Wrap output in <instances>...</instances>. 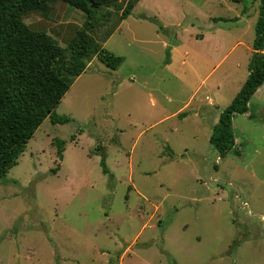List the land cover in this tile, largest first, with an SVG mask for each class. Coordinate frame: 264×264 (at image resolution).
I'll return each instance as SVG.
<instances>
[{
    "label": "rangeland",
    "instance_id": "obj_1",
    "mask_svg": "<svg viewBox=\"0 0 264 264\" xmlns=\"http://www.w3.org/2000/svg\"><path fill=\"white\" fill-rule=\"evenodd\" d=\"M133 10L116 32L124 21L111 9L93 33L102 41L113 30L101 44L123 63L95 57L56 108L71 122L46 119L0 181V264H264V86L233 120L235 149L222 157L210 143L214 115L245 83L260 0H145ZM158 11L164 34L140 17ZM86 20L61 1L23 17L62 48ZM214 24L232 37L227 49L244 44L218 69L231 77L218 96L208 81L199 88L211 68L196 51L209 47L193 37Z\"/></svg>",
    "mask_w": 264,
    "mask_h": 264
},
{
    "label": "trees",
    "instance_id": "obj_2",
    "mask_svg": "<svg viewBox=\"0 0 264 264\" xmlns=\"http://www.w3.org/2000/svg\"><path fill=\"white\" fill-rule=\"evenodd\" d=\"M56 1L87 16L67 48L23 21L24 15L33 11L46 12ZM138 1L128 0L123 8L119 0H0V181L18 164L46 119L61 125L71 122L69 117L56 114V108L95 57L113 70L123 63L122 57L101 44L114 31H109L102 41L93 33L99 21L110 20L111 9L121 12L122 22L130 17ZM230 1L240 4L245 0ZM255 29L249 76L231 104L221 112L210 138L222 157L236 146L234 118L250 112V101L264 85V0H260ZM57 146L62 160L65 142H58ZM104 172L109 173L105 166Z\"/></svg>",
    "mask_w": 264,
    "mask_h": 264
},
{
    "label": "crops",
    "instance_id": "obj_3",
    "mask_svg": "<svg viewBox=\"0 0 264 264\" xmlns=\"http://www.w3.org/2000/svg\"><path fill=\"white\" fill-rule=\"evenodd\" d=\"M145 2V0H141L140 3L138 4V6H136L134 9H136L137 7H139V5H143ZM134 13V10L132 12V14ZM131 14V15H132ZM140 17L142 20L145 21H151V23L153 22V24H155L158 28V33H163V31L166 29H168V25H166L161 19H162V12H156L154 16H149L148 13L146 12H141L140 13ZM158 14V16L156 15ZM249 13L246 11H244L243 15H247V17H249L248 15ZM130 15V16H131ZM129 18V17H128ZM127 18V19H128ZM126 19V20H127ZM139 19V17H138ZM236 19H244L243 16L238 17V15L236 16ZM216 20L218 19H213L210 18V21H212V23L216 22ZM154 21L158 22L159 25H157L156 23H154ZM214 21V22H213ZM126 21H124L119 28L116 30V32L121 28V26L125 23ZM162 27V28H161ZM175 27H178L180 30L183 29V25H181L180 23H177V25ZM223 31H226L225 29H221L219 28L216 24L212 25V27L209 28V33L205 34L204 32H201L200 30H198L194 35V41L195 42H199V44H203L205 46V48L209 47L208 49H198L197 55L199 58H195L196 60L199 59L201 62H205L206 64L208 63V65L210 66L211 70L208 72V74L206 75V77L202 80V82L200 83V87H205L206 82H209V87H208V91L210 93H214L216 96H218L220 94V92L222 91L223 88H225L227 82L229 81V79H231L230 75L224 74L218 77H215V75L217 74V71L219 68L222 67V65L224 64V62L227 60V58L231 55L232 52H234V49L236 48L237 45H242L243 43L240 42L239 40L237 41L236 45H234L232 48L227 49L228 45H229V40H231L232 37L226 35L225 33H223ZM228 31V30H227ZM164 34V33H163ZM176 41L177 45H175V47L171 48L172 51H179L180 49V45H181V40L179 39L178 36V32L176 33ZM244 45V44H243ZM175 48V49H174ZM248 52L251 55L252 58V52L253 49L251 47L247 48ZM224 53L223 57L221 56L220 58H218V53ZM187 57L190 56V53H186ZM250 58V61H251ZM249 61V64H250ZM90 65V64H89ZM86 72V71H85ZM249 76V65H248V72L247 75L245 77V81ZM215 77V79H213ZM213 79V80H212ZM205 83V84H204ZM264 86V85H263ZM263 86L257 91L259 92ZM212 93V94H213ZM208 98V97H206ZM204 107L202 105H199L195 108V116H199L201 110ZM214 108V109H211ZM218 106L213 102L209 101L207 108H205V110H207L209 113L213 112L215 114V112L218 110ZM218 118V119H217ZM214 121L216 125V123H218L217 121H219V117L214 115Z\"/></svg>",
    "mask_w": 264,
    "mask_h": 264
}]
</instances>
